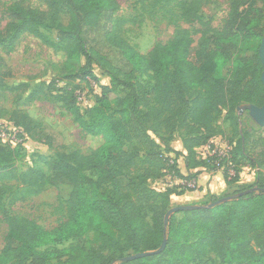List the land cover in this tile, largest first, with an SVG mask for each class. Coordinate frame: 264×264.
Instances as JSON below:
<instances>
[{
  "label": "trees",
  "instance_id": "16d2710c",
  "mask_svg": "<svg viewBox=\"0 0 264 264\" xmlns=\"http://www.w3.org/2000/svg\"><path fill=\"white\" fill-rule=\"evenodd\" d=\"M39 1L46 10L12 4L0 12V48L11 53L29 34L54 51L64 52L67 60L83 58L82 69L68 77L72 81L93 78L91 66L100 65L111 82L101 86L86 117L72 92L54 98L85 133L101 136L103 143L90 154L75 149L48 161L45 170L31 166L23 172L15 166L21 145L0 143V181L18 183L29 196L51 187L70 188L68 218L52 230L30 218L6 214L8 231L0 264H195L210 252L218 264H264V136L253 139L251 133L243 132L236 114L241 100L264 104L260 55L248 59L240 55V44L263 36L264 0H232L222 31L208 25L195 41L188 31L178 30L171 40L156 44L146 55L116 33L113 21L119 4L115 0ZM163 1L166 5L182 3V16L190 22L199 18L196 11L187 9L186 0ZM62 16L68 18L67 24L59 23ZM42 29H55L58 41ZM104 45L116 50L117 60L108 56ZM229 61L232 69L227 80L223 70ZM231 79L236 87V81L243 87L239 93L232 91V99L227 90ZM0 87L15 91L27 89V84L12 87L0 82ZM44 87L42 83L28 99L50 97L43 93ZM118 89L125 94L120 95ZM222 116L239 138L233 145L225 137L233 145L230 159L224 160L226 181L230 185L238 182L242 166L257 168L256 181L174 213L166 225L171 196L182 195L189 188L154 193L149 180L164 177L168 169L186 181L195 177L197 173L182 172L180 158L187 168L203 166L213 171L214 163L198 158L196 147L219 135L217 122ZM17 118L16 124L28 131L41 126L29 116L19 114ZM178 126L191 131L183 151L163 142ZM229 169L234 170L233 175ZM217 200V205L209 206ZM179 213L182 217L177 220ZM149 214L152 229L147 227ZM90 232L94 233L91 246L60 247ZM165 239L166 247L158 254L120 261L130 253L157 250ZM106 251L107 256L103 255Z\"/></svg>",
  "mask_w": 264,
  "mask_h": 264
},
{
  "label": "rangeland",
  "instance_id": "374dc122",
  "mask_svg": "<svg viewBox=\"0 0 264 264\" xmlns=\"http://www.w3.org/2000/svg\"><path fill=\"white\" fill-rule=\"evenodd\" d=\"M119 4V10L114 16L113 26L116 33L133 46L138 52L146 55L158 43H166L171 40L176 31L186 30L197 41L203 34L206 26H211L214 31H222L230 13L232 0H186L187 9L196 11L197 17L193 22L182 16L184 7L179 1L166 5L163 0H115ZM21 4L46 10L47 6L39 0H0V12L9 5ZM68 18L62 16L61 24H67ZM53 41L57 42L56 30L42 29ZM264 37L253 38L250 42L240 44L241 57L252 58L257 53ZM104 51L111 59L117 60L116 50L104 45ZM0 56L4 58L5 65L0 66V82L12 87L21 83L27 84V89L8 91L0 87V127H16L24 142L15 155V166L19 172L27 170L31 166H39L44 170L46 163L52 159H61L71 151L78 149L84 154L94 152L103 143L101 136H93L85 133L75 122L73 116L57 101L56 95L65 96L72 92L76 104L83 115L92 107L97 97L101 94V86L110 84V77L98 64H93L91 69L94 77L81 82L69 80V75L78 73L85 65V60H67L64 52L54 51L52 47L45 45L39 38L32 35H24L16 44L15 49L8 53L0 48ZM264 66V65H263ZM232 62L229 61L223 70V75L229 79ZM264 72V71H263ZM145 80V78H144ZM44 83L45 94L41 99L30 101L28 99L32 91L39 89ZM54 83V84H52ZM231 79L227 84L228 97L233 98V93H239L238 81ZM124 95L122 89L117 90ZM45 97V98H44ZM260 105V103H258ZM253 105L241 100L236 107V114L240 120L241 130L251 133L253 139L264 136V126H260L250 115L249 106ZM227 110H224V113ZM29 116L41 124L32 127L29 131L22 124H16L17 116ZM217 133L230 139L235 145L238 134L233 126L222 116L218 122ZM179 125V123H178ZM191 134L189 128L182 126L176 128L170 138L163 141L174 149H183L186 138ZM166 135H168L166 133ZM169 136V135H168ZM0 143H2L0 141ZM162 149L164 144L158 140ZM199 148V147H198ZM248 172L249 166H245ZM221 172H223L221 170ZM250 173V172H248ZM180 177L169 170L164 177L151 179L148 187L154 193H163L166 190L177 188L183 189L184 182ZM193 190L184 193H193L199 187L194 185ZM70 188H48L38 195H26L23 188L14 181H0V251L5 245V235L8 231L6 214L19 215L36 221L47 230L56 228L68 218L67 201ZM181 195H172L170 208L175 207L172 201L181 203L185 199ZM182 214H177L179 220ZM152 214L147 217V227L152 229ZM111 233H114L111 231ZM94 233L90 232L79 240L63 243L61 248H69L75 245L91 246ZM103 255L107 256L108 252ZM219 260L213 253L200 258L195 264H218ZM117 264V263H115Z\"/></svg>",
  "mask_w": 264,
  "mask_h": 264
},
{
  "label": "crops",
  "instance_id": "0c3cea01",
  "mask_svg": "<svg viewBox=\"0 0 264 264\" xmlns=\"http://www.w3.org/2000/svg\"><path fill=\"white\" fill-rule=\"evenodd\" d=\"M178 150V149H176ZM184 149H179V151H183ZM197 156L198 155V147H196ZM179 165L182 169V172L185 175H194L196 176L189 178V181H195L196 185L199 187L193 193H184L180 197L184 198L185 201L181 203H174L172 201V205L180 206V205H196L201 202L207 201L210 198H219L225 194H228L234 191L239 184H253L256 181V171L257 168L248 167L250 170L248 172L245 171V166L240 168L239 172V180L234 185L228 184L226 181L223 172L221 171H209L205 167H191L187 168L186 164L184 163L183 158L179 159ZM183 182H188L184 179H179ZM173 199V198H172ZM171 199V200H172Z\"/></svg>",
  "mask_w": 264,
  "mask_h": 264
},
{
  "label": "built area",
  "instance_id": "2783aa9c",
  "mask_svg": "<svg viewBox=\"0 0 264 264\" xmlns=\"http://www.w3.org/2000/svg\"><path fill=\"white\" fill-rule=\"evenodd\" d=\"M21 135L16 127H0V141L4 144H9L12 147L21 145L24 142V139ZM232 149L233 145L228 139L221 135H217L210 138L205 144L199 146L198 155L199 158L212 161V163H214L215 169L213 171H223L225 169L224 160L230 159ZM228 163L229 165H232L231 161H228ZM229 173L233 175L234 170L229 169ZM184 183V186L187 188L195 187L194 180Z\"/></svg>",
  "mask_w": 264,
  "mask_h": 264
},
{
  "label": "water",
  "instance_id": "95a60500",
  "mask_svg": "<svg viewBox=\"0 0 264 264\" xmlns=\"http://www.w3.org/2000/svg\"><path fill=\"white\" fill-rule=\"evenodd\" d=\"M259 55H260V59L262 64L264 65V37L262 39V43L259 49ZM261 81L264 85V72L262 73V77H261ZM249 111H250V115L252 116V118L255 120V122H257L260 126H264V104L261 106L258 105H250L249 106ZM220 202V200L217 201H213L212 203H210L209 206H215ZM195 205H180V206H175L172 207L168 210V212L166 213L165 216V224H168L169 218L174 214V213H178L179 211H185V210H190L195 208ZM167 241L166 239L164 240L163 244L161 245V247L157 250H151V251H144V252H138V253H130L125 255L124 257H122L120 259L121 262H130L133 260H136L138 258H142V257H146V256H152L155 254H158L160 252H162L165 247H166Z\"/></svg>",
  "mask_w": 264,
  "mask_h": 264
}]
</instances>
